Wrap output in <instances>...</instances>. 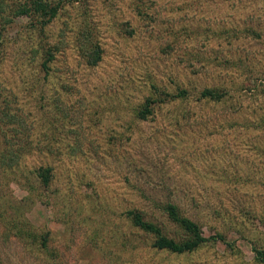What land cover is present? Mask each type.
<instances>
[{"label":"rangeland","instance_id":"rangeland-1","mask_svg":"<svg viewBox=\"0 0 264 264\" xmlns=\"http://www.w3.org/2000/svg\"><path fill=\"white\" fill-rule=\"evenodd\" d=\"M28 23L12 20L0 62L30 140L0 167V264H264L251 250L264 248V0H72L42 34ZM40 40L57 48L45 74ZM133 207L175 240L174 211L222 239L155 249Z\"/></svg>","mask_w":264,"mask_h":264},{"label":"trees","instance_id":"trees-1","mask_svg":"<svg viewBox=\"0 0 264 264\" xmlns=\"http://www.w3.org/2000/svg\"><path fill=\"white\" fill-rule=\"evenodd\" d=\"M72 0H0V62L3 55V44L5 43L8 29L14 18L24 16L29 20L28 25L36 28V31L42 34L44 26L48 23L62 5L66 2L71 3ZM40 68L44 74L49 69V63L54 59L55 46L48 45L45 41L40 40ZM76 50L86 65H95L101 58L102 50L98 42H96L91 34L81 31L78 36ZM183 90H179L177 94H169L170 97L183 94ZM200 97L211 100H220L224 96V91L205 87L199 91ZM7 95L0 88V167L9 168L15 165L21 155L26 153L29 148L24 147L29 143L28 134L25 130L18 131L19 117L16 116L8 106ZM154 102V98H145L141 107L136 111L138 118L144 119L150 113V103ZM15 121V122H14ZM6 123L13 124L17 128L14 129V136L7 138L4 131ZM49 167H38L35 169L37 176L43 186L49 183ZM124 215L129 219L132 226L140 229L143 233L151 236L150 246L155 249H165L170 252L181 253L189 252L196 249L205 241L211 239H222V235L218 232L215 235L205 236L199 224L187 217L177 216L175 211L169 213L168 217L172 224L176 227L179 238L175 240L163 231L159 224L148 220L144 212L138 208H130L125 210ZM14 221V220H13ZM18 233V232H16ZM44 238L40 244L44 246ZM253 259L256 262L264 263V248L257 249L251 246Z\"/></svg>","mask_w":264,"mask_h":264}]
</instances>
